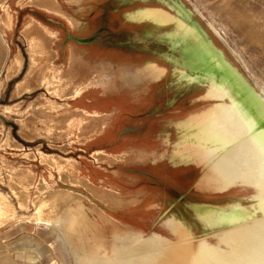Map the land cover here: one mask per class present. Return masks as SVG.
<instances>
[{
	"label": "rangeland",
	"instance_id": "1",
	"mask_svg": "<svg viewBox=\"0 0 264 264\" xmlns=\"http://www.w3.org/2000/svg\"><path fill=\"white\" fill-rule=\"evenodd\" d=\"M106 1L109 0H0V206L12 211L11 216L0 218V264H75L59 234L41 223L37 214L43 202L54 203L52 195L56 192H71L81 199L82 210L89 218L84 217L93 222L88 235L101 238L107 248L112 245L116 231L122 229L145 232L148 242L142 240V244L152 241L153 235L147 237L146 233L154 229L143 231L138 222L137 225L130 222L131 216L136 215L131 212L132 206L141 203L138 198L123 201L117 192L92 189L87 179L91 172L95 173L94 165L106 166L104 160L108 161L103 150L108 149L109 142H103L99 136L105 121L94 113L105 108L106 103L102 96L88 100L77 97L91 83L92 90L101 91L100 85L113 78L112 69L105 65L101 69L82 66L81 77L68 75L64 44L70 27L63 18L46 12L67 11L84 22L96 10V3ZM131 1L136 0H118L122 9L130 6ZM160 1L174 15L178 12L180 18L191 23L205 38L210 36L257 90L264 87V0ZM147 4L156 3L148 0ZM105 71L111 72L109 80ZM174 77L177 82L161 84L173 88L176 108L187 106L180 109L185 112L180 118L214 102L197 99L200 83ZM115 78L111 81L112 88L129 92L126 84L130 83L122 81L120 76ZM128 101V98L126 102L114 100V106H120L119 113ZM84 103L93 105L89 113L84 110ZM110 144L117 152L125 148L123 143ZM177 149L174 145L173 157L191 163L188 155ZM108 163L112 164L113 160ZM95 175L99 181L101 175ZM125 179L127 185H133L132 180ZM199 188L205 189L201 184ZM176 191L174 211L185 216L196 238L202 235L203 228L196 223L195 213L207 212L210 210L207 207H211L210 211L224 210L228 203L235 205L231 199L240 196L233 189L201 191L178 185ZM188 201L192 202L191 207ZM195 203L203 204L194 206ZM59 206L60 203L52 212L59 211ZM146 206L144 202L138 207ZM50 214L47 209L44 218ZM176 216H172L175 221L185 222ZM78 222L80 226L84 223Z\"/></svg>",
	"mask_w": 264,
	"mask_h": 264
},
{
	"label": "bare ground",
	"instance_id": "2",
	"mask_svg": "<svg viewBox=\"0 0 264 264\" xmlns=\"http://www.w3.org/2000/svg\"><path fill=\"white\" fill-rule=\"evenodd\" d=\"M176 13L141 7L131 17L175 22L169 37L177 76L203 85V99L214 101L176 123L175 145L202 168L198 186L215 192L233 189L240 196L230 200L234 206L224 204V210L207 207L210 210L196 214L193 208L196 223L203 228L198 238L171 212L162 217L159 229L146 233L153 235L148 245L142 244L147 241L145 232L121 228L107 248L101 238L88 235L93 222L85 216L81 199L71 192H56L54 203L43 202L37 214L41 223L59 234L75 264H264V87L257 90L210 36L205 38ZM164 72L165 68L149 63L131 73L121 69L120 78L136 85ZM110 73L105 71L108 80ZM58 203L59 211L53 213ZM47 209L51 214L44 218ZM11 215L0 206V218Z\"/></svg>",
	"mask_w": 264,
	"mask_h": 264
},
{
	"label": "crops",
	"instance_id": "3",
	"mask_svg": "<svg viewBox=\"0 0 264 264\" xmlns=\"http://www.w3.org/2000/svg\"><path fill=\"white\" fill-rule=\"evenodd\" d=\"M114 1L96 3V10L83 23L67 11L46 10L63 18L70 27L64 44V59L71 77H81L79 73L82 66L101 69L105 65L112 69L111 81L120 76L121 69L131 73L149 63L165 68L161 77L145 79L134 86L126 84L130 88L129 92L113 89V81H109L100 85L101 91L92 90L94 85L91 83L78 95L77 98L84 96L86 100L102 96L101 100L106 103L105 108L95 110L94 113L105 121L99 136L103 142H109L106 146L108 149L103 150L104 158L108 161L104 160L106 166H93V171L101 175L99 181L94 172L87 179L92 189L117 192L122 195L123 201L131 202L138 198L141 203L132 206L134 209L131 212L136 215L131 216L130 222L141 225L143 231L159 229L160 220L166 213H175L187 222L185 216L173 208V201L178 196L177 186L207 190L198 186L202 171L199 165L177 161L173 157L177 139L175 125L186 117L180 118L185 113L180 109L187 106L182 104L176 108L178 102L177 96L172 97L173 88L161 83L178 81L174 77L177 73L171 60L174 50L169 37V32L176 24L132 19V14L141 7H167L164 1L151 0L156 3L154 6L147 4L148 0L131 1L126 9H122L118 0ZM169 11L173 14L172 10ZM200 91L197 99L206 100L203 99V85ZM123 92L126 94L123 95ZM126 98L130 101L124 111L119 113L120 106H114V100L122 99L126 102ZM84 105V110L89 113L88 109L93 105ZM190 113L192 111L187 114ZM110 143H123L125 148L117 152ZM109 160H113V163H108ZM120 176L123 178L120 179ZM125 178L132 180L133 185H127ZM144 202L147 203L145 208L138 207ZM191 204L188 201L189 207Z\"/></svg>",
	"mask_w": 264,
	"mask_h": 264
}]
</instances>
